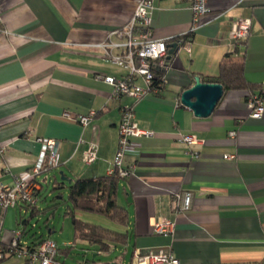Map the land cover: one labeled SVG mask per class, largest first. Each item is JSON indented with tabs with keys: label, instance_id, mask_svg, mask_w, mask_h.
Here are the masks:
<instances>
[{
	"label": "crops",
	"instance_id": "1",
	"mask_svg": "<svg viewBox=\"0 0 264 264\" xmlns=\"http://www.w3.org/2000/svg\"><path fill=\"white\" fill-rule=\"evenodd\" d=\"M139 1L0 0V187L13 185L14 175L35 165L43 148L39 139L60 142L57 167L39 179L41 195L58 172L68 183L109 176L121 111L131 105L138 127L154 134L133 138L124 157L125 169L133 173L120 180L118 202L128 209L130 222L115 227L128 234V242L106 253L83 249L95 253L92 263L137 264V253L153 250L172 253L182 264H264V114L250 116L251 93L243 90L225 92L208 118H197L180 101L196 76L204 82L218 77L221 62L232 54L244 59L247 82L264 96V0H208L211 12L193 34L188 0H151L153 37L169 45L189 41L190 51L177 44L163 90L135 101L116 98L103 81L127 73L107 61L99 45L126 42L114 32L125 29ZM239 18L251 20V29L237 42L230 31ZM136 83L144 86L141 79ZM91 111L97 116L82 126L80 116ZM232 130L235 139L229 137ZM184 136H194L197 144L183 143ZM92 143L98 158L86 164L83 155ZM187 192L192 205L180 213L178 196ZM11 209L20 214L14 227L3 228L5 246L15 230L24 229L20 219L28 214L22 205ZM161 219L173 223L169 235L155 231ZM21 241L34 246L27 234ZM64 247L58 245V254L70 256L71 249L64 251L68 241ZM113 251L120 253L115 260L98 259Z\"/></svg>",
	"mask_w": 264,
	"mask_h": 264
},
{
	"label": "built area",
	"instance_id": "2",
	"mask_svg": "<svg viewBox=\"0 0 264 264\" xmlns=\"http://www.w3.org/2000/svg\"><path fill=\"white\" fill-rule=\"evenodd\" d=\"M192 11V23L190 34L197 32L204 24V18L211 12L208 0H188ZM153 9L151 0H140L134 15L123 30H118L114 34L120 38H126L125 43H102L99 46L104 50V58L122 68L127 75L121 79L105 76L103 81L113 87V94L116 98L130 97L138 101L149 94H159L160 88L156 85L157 75L154 70L161 69L166 72L168 69L169 40L156 39L153 37L151 26V12ZM251 29V20L239 18L231 26L230 36L235 41H241L248 37ZM136 36V37H135ZM177 44L186 46L189 49V41L180 39ZM123 48L120 54H114L113 50ZM137 79L144 82V86L136 83ZM164 81V78H163ZM250 116L260 119L264 114V96L262 94H251L248 100ZM97 113L91 111L88 115L80 116L79 122L82 126H88ZM153 132L146 131L138 127L135 121V111L129 105L122 109L119 123V144L113 169L110 175L117 174L121 179L129 178L132 169H125L124 157L131 150L132 139L137 137H151ZM229 137L235 139L237 132L232 130ZM182 142L187 144H197L194 136L182 137ZM42 152L35 165L22 175H14V184L0 187V264L6 258L16 255L26 259L27 264H63L58 259L59 248L52 239H45L37 246H29L22 243L21 230L14 231L10 244L4 245L2 241L3 220L7 210L20 205L30 208H37L41 184L39 179L52 171L58 165V155L60 142L55 139L42 140ZM3 154L4 150L1 149ZM97 145L92 143L84 152L83 160L86 164H92L97 160ZM226 160H233L234 156H224ZM6 172H10L7 170ZM181 204L178 209L184 213L191 208L193 195L189 192L183 196H178ZM155 231L162 235H169L173 232V223L168 220H159L154 224ZM137 264H182L172 253L150 250L146 254L137 253L135 255Z\"/></svg>",
	"mask_w": 264,
	"mask_h": 264
},
{
	"label": "trees",
	"instance_id": "3",
	"mask_svg": "<svg viewBox=\"0 0 264 264\" xmlns=\"http://www.w3.org/2000/svg\"><path fill=\"white\" fill-rule=\"evenodd\" d=\"M154 71L158 77L155 84L159 86L160 90H163L165 86L163 81L165 71L161 69H156ZM206 82L223 85L225 92L243 90L255 94V87L249 84L245 78L244 59L242 57L234 58L233 54L227 55L221 62L219 76L216 78H209ZM120 180L121 178H119L116 173L103 177L81 178L68 185H65V182L62 180L58 181L57 178L55 179L52 184L53 192L63 189H67L68 192L67 199H64V204L67 205L65 216L72 220L74 242L84 241L90 246L91 250L100 253L110 252L115 246L127 244V233L116 228L113 229L104 225L83 221L78 218L79 213H89L102 216L115 226L127 227L130 222L129 211L118 202L121 190ZM37 196L39 201L42 200L43 197L41 192L38 193ZM58 198L63 200L64 197L60 194ZM49 204L50 205L42 211V213L51 210L50 217L45 223L47 229L53 231V229L50 228V222L55 216L59 203L55 198L51 200ZM22 207L31 211L29 218L26 219V217L23 216L20 219L21 224L24 226V229L21 230L23 237V235L28 233L27 227L30 225V220L38 216L41 212L38 210V207L33 209L26 205H22ZM31 239H33L31 244L34 246L39 245L45 240L42 236L39 238L32 237ZM68 250H70V248L64 251Z\"/></svg>",
	"mask_w": 264,
	"mask_h": 264
},
{
	"label": "rangeland",
	"instance_id": "4",
	"mask_svg": "<svg viewBox=\"0 0 264 264\" xmlns=\"http://www.w3.org/2000/svg\"><path fill=\"white\" fill-rule=\"evenodd\" d=\"M58 181L61 180V176L58 173H56ZM69 183L65 181V185H68ZM45 189L42 194V202L39 204V209L44 211L50 204L49 202L56 198V201L59 203L58 209L55 213L54 218L51 219L50 228L53 229L52 233L50 234L49 230L46 226V220L50 217L51 210L46 211L45 213H41L38 216L31 219L30 225H28L27 230V237L29 238H39L40 236L48 237L51 235V237L57 242L59 245V248L61 250L65 249L64 243L68 241V247L71 249V255L70 256H64L63 254L58 255V259L62 261V263L66 264H78L79 262H84L86 260H89V264H93L92 261L95 259V253L83 249H88L89 245L84 241H77L74 243V230L72 225V220L65 216V211L67 205L64 204V199H67V189L59 190L56 192H53V185L49 184V179L47 180V184L44 185ZM62 194L63 200L58 198V196ZM46 200V201H45ZM31 211H28V214L26 215V218H29ZM16 214L19 216V210L14 211V209H9L7 217L5 219V226H4V220H3V228L5 229L14 227L15 224V217ZM78 218L83 221L92 222L95 224L104 225L106 227L110 228H116L113 223L108 221L106 218L99 216V215H93L89 213H79ZM16 231V230H15ZM3 233V231H2ZM129 251L125 254L126 257H129ZM120 256V253H117L113 251L112 253L105 254L104 256H98V259L101 260H115L117 257ZM25 259L21 256H14L12 260L9 263L13 264H24ZM8 263V264H9ZM4 264V263H3ZM97 264V263H96ZM110 264H117L116 262H111Z\"/></svg>",
	"mask_w": 264,
	"mask_h": 264
},
{
	"label": "water",
	"instance_id": "5",
	"mask_svg": "<svg viewBox=\"0 0 264 264\" xmlns=\"http://www.w3.org/2000/svg\"><path fill=\"white\" fill-rule=\"evenodd\" d=\"M169 56L178 50L177 44L168 45ZM225 93L223 85L219 83H208L202 81L200 76H196L194 84L181 93L180 101L182 105L193 111L197 118H208L211 116ZM63 182L67 179L62 176ZM69 183H71L69 181Z\"/></svg>",
	"mask_w": 264,
	"mask_h": 264
}]
</instances>
